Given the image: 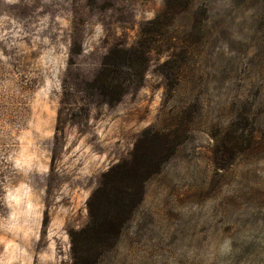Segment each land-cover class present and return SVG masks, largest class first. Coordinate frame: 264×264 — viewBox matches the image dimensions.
<instances>
[{"label": "rangeland", "instance_id": "1", "mask_svg": "<svg viewBox=\"0 0 264 264\" xmlns=\"http://www.w3.org/2000/svg\"><path fill=\"white\" fill-rule=\"evenodd\" d=\"M136 3L144 6L149 0H0V143L11 137L8 125H19L15 129L19 159L37 166L44 165L52 141L54 145L38 246L45 245V236L60 235L61 225L68 220L67 209L78 205L81 191L91 187L92 178L85 177L87 184L77 179L66 193L60 192L69 177L56 172L60 161L61 168L73 174L91 167L92 160L82 158L79 150L84 136L92 151L119 161L130 156L150 129L176 138L174 153L146 183L145 193L153 186L158 195L167 192L155 215L147 214L138 226L137 240L155 224L170 230L171 241L206 232L210 225L200 223L202 211L189 209L182 215L174 209L184 201L215 198L225 184H235L237 190L213 204V215L229 216L264 203V0H213L214 12L209 11V0H164L157 17L142 22L133 34ZM97 23L105 35L88 54L93 62L99 61L88 80L73 64ZM169 28L183 29L184 35L181 43H169L176 50L154 69L164 75L165 91L153 111V96H142L140 90L152 59L149 53L155 47L159 54L157 36ZM223 43L235 55L223 58L220 53L219 61L213 59ZM61 45L68 52L63 69ZM104 48L106 54L100 51ZM45 84L48 91H40ZM152 87L154 91L159 84ZM180 92L185 95L179 97L177 111L169 103ZM56 95L59 106L54 109L51 100ZM213 111L215 118H207ZM201 132L214 143H205ZM35 180L40 183L39 176ZM185 188L195 191H181ZM89 198L86 219L76 207L72 223H88ZM22 214L27 221L29 211ZM96 264L121 262L110 250Z\"/></svg>", "mask_w": 264, "mask_h": 264}, {"label": "clouds", "instance_id": "2", "mask_svg": "<svg viewBox=\"0 0 264 264\" xmlns=\"http://www.w3.org/2000/svg\"><path fill=\"white\" fill-rule=\"evenodd\" d=\"M163 6L164 0H149V3L144 6L136 3L132 8L133 21L135 22L133 34L139 30L142 22L154 20ZM208 7L210 12L215 11L213 0H209ZM104 35L102 25L97 23L93 33L84 39L82 51L73 64V68L78 69L82 76L88 80L93 78V69L99 64V61L93 62L88 54L99 45ZM183 35V29L173 32V29L169 28L165 34L157 36L156 44L160 47L159 54L157 55L155 47L149 53L152 59L144 74L145 84L140 90V95L153 96L155 100L151 106L153 111L165 91L163 84L165 77L162 73L154 72V69L171 58L172 52L176 49L169 47V43H181ZM61 48L63 51L59 60L63 69L68 52L65 46L61 45ZM100 51L103 54L107 53L106 48ZM220 53H223V58L235 55L228 50L227 43L216 48L213 59L219 61ZM155 84H159V87L153 91L152 86ZM53 86L59 93V87L56 84ZM5 89H7V83ZM42 90L48 91L47 84L40 91ZM79 95H83V91ZM184 95L185 93L180 92L174 96L169 107L175 104L178 111L181 107L179 97ZM51 101L52 107L56 109L59 106V95L54 96ZM7 102V98H5V103ZM212 104L216 105L215 97ZM207 107L206 104L205 108L207 109ZM92 111L95 112L94 107ZM207 118L214 119L215 111L207 114ZM227 122L225 120V123ZM5 124H7L6 118H4L3 127ZM146 126V124L141 125L140 128ZM27 127H30V123ZM18 128L19 125H8L7 131H11V137L6 143H0V264H77L74 241L69 229L79 232L84 226V220L72 223L75 208H81L82 215L86 219L88 209L85 202L93 189L99 186V178L108 171L110 163H119V158L109 160L106 159L107 153L97 154L92 151L93 146L85 143L87 136H84L80 139L79 150L82 158L92 160L91 167L87 172L73 174L67 168H61L63 161L58 162L56 172L61 176L69 177L60 186V192L66 193L69 184L74 183L77 179L87 184L88 181L85 177H91L92 184L86 191H81L79 204L67 209L68 220L61 225L60 235L54 237L47 235L44 238L45 245L38 246L40 240L39 218L47 189L46 178L49 175L48 159L51 157L54 145L52 141V149L45 157L43 166H37L35 163L22 164L16 145L18 136L15 129ZM200 135L205 143H214L206 132H201ZM205 151L208 150L205 149ZM35 176L40 177V183L36 182ZM153 189L154 186L149 188L144 198L132 210L129 218L122 225L119 239L113 246L112 251L121 264H264V203L258 205L254 203L248 211L241 209L229 216L220 213L213 215V204L218 203L222 196L236 191L235 184L223 185L215 198L206 197L199 202L184 201L183 204L176 205L174 211L182 215H186L189 209L194 212L202 211L204 215L200 218V223L207 222L210 225L206 232L198 233L195 237L185 236L171 241L170 230L166 231L160 224H155L150 226L152 230L150 233L145 230L146 234L137 240L138 226L144 221L147 214L155 215L161 197L167 192L165 189L158 195ZM181 191H195V189L185 188ZM172 199L175 201V196ZM22 210H27L30 213L27 221L24 219ZM225 227H228V231L224 230ZM149 235H151V239H149ZM44 257L47 259H43Z\"/></svg>", "mask_w": 264, "mask_h": 264}, {"label": "trees", "instance_id": "3", "mask_svg": "<svg viewBox=\"0 0 264 264\" xmlns=\"http://www.w3.org/2000/svg\"><path fill=\"white\" fill-rule=\"evenodd\" d=\"M176 138L148 130L138 139L130 156L103 173L88 200L89 221L79 232H70L77 264H96L113 249L122 225L144 198L148 180L174 153Z\"/></svg>", "mask_w": 264, "mask_h": 264}]
</instances>
